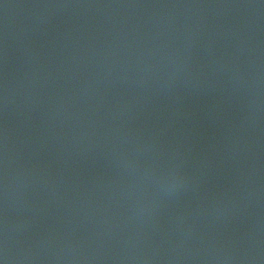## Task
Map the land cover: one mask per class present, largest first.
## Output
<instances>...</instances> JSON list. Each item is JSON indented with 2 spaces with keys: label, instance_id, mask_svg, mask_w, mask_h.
Returning a JSON list of instances; mask_svg holds the SVG:
<instances>
[{
  "label": "water",
  "instance_id": "1",
  "mask_svg": "<svg viewBox=\"0 0 264 264\" xmlns=\"http://www.w3.org/2000/svg\"><path fill=\"white\" fill-rule=\"evenodd\" d=\"M0 264H264V0H0Z\"/></svg>",
  "mask_w": 264,
  "mask_h": 264
}]
</instances>
